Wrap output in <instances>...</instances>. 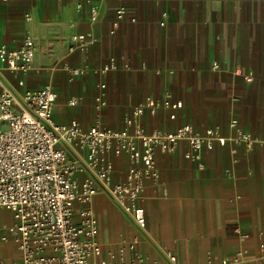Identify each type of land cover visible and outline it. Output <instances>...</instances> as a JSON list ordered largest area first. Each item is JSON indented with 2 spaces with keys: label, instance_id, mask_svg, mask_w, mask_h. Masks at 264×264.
Returning a JSON list of instances; mask_svg holds the SVG:
<instances>
[{
  "label": "crops",
  "instance_id": "1",
  "mask_svg": "<svg viewBox=\"0 0 264 264\" xmlns=\"http://www.w3.org/2000/svg\"><path fill=\"white\" fill-rule=\"evenodd\" d=\"M122 8L125 16L117 20ZM74 35L86 45L72 53ZM26 37L36 46L34 70L3 72V80L19 93L50 85L56 123L123 129L135 108L170 94L184 109L175 121L163 109H145L147 132L188 123L204 137L226 138L224 146L204 149V170L185 158L186 143L174 154H157L160 178L147 183L140 200L145 230L99 192L90 207L104 225L96 216L104 257L132 259L123 248L137 239L145 264H171L170 256L175 264H264V0H0V45L16 48ZM110 62L115 68L103 74ZM67 65L88 72L71 80ZM242 131L255 137L253 150L239 142ZM114 163L119 178L127 160ZM14 224L13 214L0 208V232ZM239 253V263H225ZM20 259L13 242L0 244V262Z\"/></svg>",
  "mask_w": 264,
  "mask_h": 264
},
{
  "label": "built area",
  "instance_id": "2",
  "mask_svg": "<svg viewBox=\"0 0 264 264\" xmlns=\"http://www.w3.org/2000/svg\"><path fill=\"white\" fill-rule=\"evenodd\" d=\"M124 16L125 9L116 12L117 20ZM99 17L100 7L91 5L90 21L96 23ZM85 45V37L74 35L69 51L82 50ZM35 53L31 37L16 48L0 45V208L15 219L13 226L0 232V244L14 243L21 253L16 264H145L142 259L123 255L104 257L97 242L99 224L90 207L94 199L103 192L137 228L145 230L147 218L140 200L147 183L160 178L157 154H174L180 143H186L185 158L204 170V149L213 150L217 143L224 146L226 138L218 132L204 137L188 123L175 130L147 132L141 122L145 109L152 114L163 109L172 121L184 109L183 101L170 94L135 108L123 129L58 124L54 120L57 96L50 85L19 93L2 77L3 72L28 75L34 70ZM114 68L110 62L100 71L105 74ZM212 69L220 71L219 64L213 63ZM65 70L71 80L88 72L68 65ZM235 74L243 76L241 69ZM245 79L253 82L250 75ZM69 103L77 100L72 98ZM236 125L232 121L230 127ZM238 140L248 151L256 142L246 131L239 133ZM117 158L127 160L126 171L119 178L114 163ZM235 231L241 240L247 238L238 228ZM240 257L241 253L225 263H239ZM169 261L175 264L177 259L170 256Z\"/></svg>",
  "mask_w": 264,
  "mask_h": 264
},
{
  "label": "rangeland",
  "instance_id": "3",
  "mask_svg": "<svg viewBox=\"0 0 264 264\" xmlns=\"http://www.w3.org/2000/svg\"><path fill=\"white\" fill-rule=\"evenodd\" d=\"M25 18H27V16ZM96 213H97L96 216H97L99 223H101V225L104 226L103 222L100 219L99 210H96ZM139 244H140V242L137 239H134L133 242L129 246L127 245L123 249L125 252H130L132 254V256H133L132 259H142L143 256L139 253V251L136 250ZM114 255H116V254H114ZM142 260H144V259H142Z\"/></svg>",
  "mask_w": 264,
  "mask_h": 264
}]
</instances>
